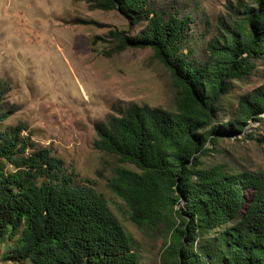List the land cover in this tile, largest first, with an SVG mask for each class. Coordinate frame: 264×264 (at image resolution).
I'll return each instance as SVG.
<instances>
[{"label":"trees","instance_id":"obj_1","mask_svg":"<svg viewBox=\"0 0 264 264\" xmlns=\"http://www.w3.org/2000/svg\"><path fill=\"white\" fill-rule=\"evenodd\" d=\"M95 8L116 10L129 24L141 25L132 36L112 32L117 51L150 49L174 90V111L131 102L93 124L92 148L117 162L107 189L134 226L164 231L166 261L264 264V176L202 161L209 145L243 133L264 113V83L238 96L234 108L224 104L230 83L246 79L255 62L264 61V0L229 2L211 35L196 21L199 8L185 0H96ZM3 95L0 89L5 253L29 264H140L134 238L92 181L76 179L49 148L23 135V126H4L10 112L1 107ZM222 106L228 122L217 118Z\"/></svg>","mask_w":264,"mask_h":264},{"label":"rangeland","instance_id":"obj_2","mask_svg":"<svg viewBox=\"0 0 264 264\" xmlns=\"http://www.w3.org/2000/svg\"><path fill=\"white\" fill-rule=\"evenodd\" d=\"M95 1L0 0L1 107L10 112L3 124L23 126L22 134L49 148L76 179L92 181L134 238L140 264H175L162 257L167 244L164 231L134 226L123 202L107 189L117 166L115 158L92 148L93 124L103 121L113 107L133 102L174 111L170 76L148 48L117 51L112 32L132 36L141 25L129 24L116 10L96 9ZM166 1L154 0L157 5ZM229 2L234 0H185L199 8L196 21L204 24L209 35L215 18L225 14ZM203 42H199L198 53ZM254 66L249 77L230 83L225 105L233 102L234 108L238 96L264 83V61ZM228 114L222 106L217 118L228 122ZM258 117L248 121L243 133L209 145L203 165L264 176V113ZM122 166L134 169L130 164ZM4 248L0 244V264H29L10 259Z\"/></svg>","mask_w":264,"mask_h":264},{"label":"water","instance_id":"obj_3","mask_svg":"<svg viewBox=\"0 0 264 264\" xmlns=\"http://www.w3.org/2000/svg\"><path fill=\"white\" fill-rule=\"evenodd\" d=\"M245 131V130H244Z\"/></svg>","mask_w":264,"mask_h":264}]
</instances>
